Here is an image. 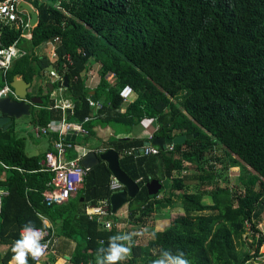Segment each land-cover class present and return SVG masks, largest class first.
Returning a JSON list of instances; mask_svg holds the SVG:
<instances>
[{
    "label": "trees",
    "instance_id": "trees-1",
    "mask_svg": "<svg viewBox=\"0 0 264 264\" xmlns=\"http://www.w3.org/2000/svg\"><path fill=\"white\" fill-rule=\"evenodd\" d=\"M23 1L38 12L39 24L28 30L25 44L23 25L5 27L0 44L16 42L25 53L11 64L7 80L21 75L33 88L28 97L43 99L31 105L34 125L48 126L65 116L90 134L95 124L110 125L117 134L127 133L142 118H153L158 123L153 137L193 135L174 144L171 156L136 155L146 141L140 138L113 136L104 146L118 153L122 171L140 186L137 197L128 201L125 221L149 224L148 218L170 206L179 190L184 212L148 243L132 236V255L120 264H152L165 250L183 252L190 264L257 261L264 235L250 233L248 245L245 233L247 223L250 230L260 231L264 214V0ZM57 37L56 62L36 53ZM95 64L99 83L91 94L86 74ZM48 68L61 76L53 86L64 87L72 101L65 111L51 98ZM127 85L133 94L121 111L119 92ZM89 99L102 101L101 108L95 111ZM87 116L94 119L84 121ZM8 132L9 139L0 137V162L6 168L0 186L8 191L0 212V247H5L0 264H10L21 228H44L45 217L57 225V235L76 242L70 264H95L104 255L97 250L107 247L109 237L129 234L116 228L120 221L111 209L110 230L86 214V207L101 201L110 205L113 175L106 163L87 170L74 198L47 206L44 193L53 173L45 171L41 156L25 154L23 138ZM218 151L226 160L218 158ZM216 161L243 169L239 182L244 192L220 186ZM154 179L169 184L168 195H149L146 185ZM191 181L198 187L187 191ZM206 194L211 204L202 202ZM27 264H35L31 255Z\"/></svg>",
    "mask_w": 264,
    "mask_h": 264
},
{
    "label": "built area",
    "instance_id": "built-area-1",
    "mask_svg": "<svg viewBox=\"0 0 264 264\" xmlns=\"http://www.w3.org/2000/svg\"><path fill=\"white\" fill-rule=\"evenodd\" d=\"M20 1L23 0H4L0 1V39H1V31L5 27H15L18 28L23 25L24 29L30 28L28 19L29 16L26 12H19L18 11V4ZM21 15H27V20ZM60 39L57 37L53 41H48L44 43V46L49 48V58L52 62H56L58 60V54L56 51V42ZM25 54L21 48L16 46V42L10 46H3L0 44V80L2 84L0 86V99L5 96L14 95L13 88L11 87L9 81L7 80V72L10 68L11 64L21 55ZM67 61L69 64L72 65L71 56L67 55ZM50 76L53 77L56 81L61 79L60 74L56 71V69H50ZM133 94V88L130 86H124L120 92V97L127 101L130 96ZM89 104L97 111L102 106V101L100 100H93L89 99ZM73 104L71 102H65L64 104H57L56 107H61L64 111L67 108H71ZM92 117L87 116L84 118V121L90 120ZM79 130L84 135H87L88 132L82 123L74 124L70 123L65 119L63 116L61 120V124L58 126L49 125V126H42L36 128V134H49L52 131H57L58 137L54 142L53 149L45 154L44 158V168L45 171L53 173L52 181L49 184V189L44 193V202L47 206L52 205H60L62 203L67 202L73 195H76L79 189H81L83 185L84 177L86 176L87 170L83 168L81 165V158H67V153L75 149V141L66 140V134L73 129ZM153 136H150L148 140H152ZM145 155H159L162 151L158 148L153 146H144ZM173 150V145H170L168 151ZM102 153V152H100ZM133 151H129L128 154H132ZM110 189L113 193L118 192L119 190L123 189L122 184L112 176V181L110 185ZM8 194V191L0 186V212L2 208V201L4 196ZM109 209L111 206L107 205L106 201H101L98 206H89L87 208V214L90 218L97 217L98 221L101 222L107 229H111L112 227V220L106 219L109 216ZM113 215V214H112ZM259 224V223H258ZM250 224L247 223V233H255L256 236H259L262 232L264 235V230L259 228L260 231H252L249 229ZM25 228V227H24ZM22 228L20 230L23 231ZM34 229L38 230L42 234V239L40 243L44 246L43 255L37 259L32 260L35 262H39L47 257V255L51 252L53 245L55 243V233L51 229L49 224L46 227H33ZM262 246V245H261ZM261 248V247H260ZM260 252V251H259ZM258 257L257 261H262L264 263V255ZM263 259V260H261ZM252 261V260H251ZM249 261L247 264H257V261Z\"/></svg>",
    "mask_w": 264,
    "mask_h": 264
},
{
    "label": "crops",
    "instance_id": "crops-1",
    "mask_svg": "<svg viewBox=\"0 0 264 264\" xmlns=\"http://www.w3.org/2000/svg\"><path fill=\"white\" fill-rule=\"evenodd\" d=\"M29 29L30 28H26V29H24V31H28ZM16 46H17V44H16ZM44 48H45V54L49 57V48L47 46L43 45L42 50H44ZM42 50H41V52H42ZM46 51H48V52H46ZM36 53H38V52H36ZM49 69H51V68L47 69L45 76L47 79L46 84H49V86H50L51 98L55 99L57 101L56 102L57 104H64L65 102H71L72 103L71 99L68 98L67 90L64 87H62V86L54 87L53 86L51 88V83L53 85V82L55 79L50 76V70ZM98 70H99V64H95V65L90 67L89 71L86 74V82L85 83H86L88 88L92 89L91 94L94 93V89L96 88L97 84L99 83ZM19 76H21V75H19ZM112 77H113V75L109 74L107 76V79L110 81L112 79ZM9 83H10V81H9ZM34 91H35V89H34ZM29 92H30V90H29ZM33 96H38V95L34 94ZM38 104H40V103H35V104H31V105L36 107V106H38ZM126 104H127V101H124L123 105L121 106V108L119 110L123 111ZM30 109H31V106H30ZM92 119H94V118H92ZM93 122H94V120H93ZM59 124H61V120L60 121L59 120H53V121H51V123L49 125L58 126ZM15 125H17V124L15 123L13 126L8 128L7 130H1L0 129L1 138L4 140L9 139V137H10V133L8 132L9 130H12L14 135L17 137V135L15 134V131H16ZM82 126H83V124H82ZM38 127H42V126L41 125H34L33 131L35 132L36 137H42V135L48 137V149H46V151L42 155H39L42 157L41 164L44 167L45 154L53 149V145H54L55 140L58 137V133H57V131H52L49 134L40 133L38 135V134H36V128H38ZM157 129H158V123H157L156 119H153V118H142V119H140L136 124H134L132 126V128H130V130L127 133L119 132V133L115 134L113 127H111L110 125L102 126V125L95 124V126L93 127L94 133L90 134L88 132L87 135L82 134L81 132H79V130L74 128L72 130V134L73 133L76 134V138H75L76 147H75V149H73L72 151H69L67 153V158H69V157H72V158L80 157L82 159V157L90 151H94L98 154L100 152H104L105 151L104 146H106L108 144V142L110 141V139L113 136H116L119 138H140V139L148 140L150 138V136L154 135V133ZM5 134L9 135V137L7 139L4 138ZM79 136H82L81 138H83V141L79 142V140H80ZM17 138H21V137H17ZM167 150L164 152H169V153L171 152L170 150L169 151H167ZM147 156H151V155H147ZM169 156H171V155H169ZM3 170H6V168L0 162V181L1 182H5V172ZM175 175L178 176L177 173ZM162 185H163V183H162ZM180 192H181L180 190H179V192L178 191L175 192V195L173 198L177 199L179 197ZM176 193H178V196L176 195ZM75 196L76 195H73L71 198H74ZM207 196H210V195H208V194L204 195L202 198V202H204L205 197H207ZM211 199H212V197H211ZM204 203L205 204H211L212 202L211 203L204 202ZM175 204L177 205L176 202H173L170 206L163 209L161 212L156 213L157 216L155 218V222L150 221L152 218H154L155 214L150 216V218H148L149 224H147L145 226H137L134 224L130 225L127 221H125V219L127 217V205H126L125 207L121 208L116 213L117 218L120 221V222L116 223V228L119 231H122L123 227H125V228H127L129 226L141 227L142 228L141 232H140V230L137 231L135 228V230L137 231L136 233H138V232L142 233L143 238L147 239V236L149 233H152L153 231H161V230L165 229V227L171 223V221L174 219V218L171 219L173 216V212H172L171 208H173L172 206H174ZM181 205H182V203H181ZM86 208H88V207H86ZM181 209H183V208H181ZM182 213H184V212H182ZM86 214H87V209H86ZM44 221L46 222V225L49 224L51 226V229L55 233V243L53 245L51 252L47 255V257L44 258L43 260L39 261V262L34 261L35 264H70L72 254L74 253V250H75L76 245H77L76 242H74L73 240H70V239L62 238V236L57 235V231H58L57 225L53 226L52 222L49 219H47L46 217L44 218ZM161 223L165 225L163 229L158 228L159 225H161ZM141 228H138V229H141ZM58 239H62L65 242V243H63L61 248H56V244L58 242ZM139 239L143 242L141 235L139 236ZM136 241H137V239H136ZM137 242L140 243L139 240ZM131 255H132V249H131Z\"/></svg>",
    "mask_w": 264,
    "mask_h": 264
},
{
    "label": "water",
    "instance_id": "water-1",
    "mask_svg": "<svg viewBox=\"0 0 264 264\" xmlns=\"http://www.w3.org/2000/svg\"><path fill=\"white\" fill-rule=\"evenodd\" d=\"M19 12H26L29 16L28 23L30 28H34L39 24V14L36 12L29 3L25 1H20L18 4ZM65 84H67L68 77L64 78ZM10 85L14 91V97L5 96L0 99V129L7 130L13 126L17 119L22 115L30 114V106L35 103H42L43 99L39 96H30L29 88L31 83L25 81L21 76L15 74L10 81ZM53 87L51 83V88ZM8 134L4 135L7 139ZM192 134H187L185 136H177L175 138L155 136L152 140H146L144 146H153L160 149L161 151H166L170 145L178 144L186 138H192ZM76 134H72L70 130L66 136V140L75 141ZM168 151V150H167ZM168 155L171 153L167 152ZM136 155H145L144 147L136 150ZM81 165L84 169L90 170L95 167L99 162L106 163L109 171L112 175L122 184L123 189L112 194L110 198L111 212L115 215L121 208L128 204L130 199H135L140 192V186L132 178H129L123 171L119 162V155L114 149H108L100 154L90 151L86 153L81 159ZM147 190L150 196H156L160 193L163 188L162 182L154 179L150 181L147 185Z\"/></svg>",
    "mask_w": 264,
    "mask_h": 264
},
{
    "label": "rangeland",
    "instance_id": "rangeland-1",
    "mask_svg": "<svg viewBox=\"0 0 264 264\" xmlns=\"http://www.w3.org/2000/svg\"><path fill=\"white\" fill-rule=\"evenodd\" d=\"M29 40V34L28 31H24L23 33V44H25V42H27ZM41 51V50H40ZM48 52V51H46ZM40 55L45 54V48L44 50H42V52H38ZM50 70V69H49ZM33 88H29L30 92L32 91ZM12 97H14V95H10ZM15 125V134L17 135V137H21L24 139V151L25 154L27 156H39L42 155L46 149H48V137L42 135V137H36L34 130V123L32 121V114H28V115H22L20 118L17 119ZM1 137V136H0ZM82 136H79V142L83 141V138H81ZM218 158L221 157L224 158V160H226V157H224V155H222L221 151H218L215 153ZM213 157V156H212ZM228 160V159H227ZM212 163V162H211ZM210 163V164H211ZM214 165L216 164L217 166V170H216V174H217V181L220 184L221 187L224 186H237V191L238 193H242L244 192V187L241 186L240 182H239V177L243 174V169L239 166H230L228 167V161L222 163V162H214ZM180 175V174H179ZM214 186V183H213ZM198 187L197 182L195 181H191L190 184L188 185L187 190L188 191H194L196 190ZM169 190L170 187L168 185L167 182L163 183V189L162 191V195H168L169 194ZM179 192V191H178ZM180 194V193H179ZM176 195L178 196V193H176ZM174 202L177 203V205L175 204L174 206H172L173 208H171L172 212H173V216L171 219L183 214V208L181 205V200L179 199V197L177 199H174ZM204 202H208L211 203L212 199H211V195L205 197ZM178 207V208H177ZM156 214L154 215V218H152L150 221L155 222V218H156ZM261 222L258 224L259 228H261L262 230H264V214L261 217ZM164 224L161 223V225H159V229H163L164 228ZM138 230H140V232L142 231L141 227H134V226H129L127 228L123 227L122 231L123 232H129V234L131 233H136ZM141 228V229H138ZM156 231H153L152 233H149L147 236V239L143 238L142 233H139L141 235V238L143 240L144 243H148L149 241H151L154 238V233ZM246 235V241L248 243V245L250 243H252V238L249 235ZM136 236V235H133ZM150 239V240H149ZM63 243H65L62 239H58V242L56 244V248H61V246L63 245ZM246 249V248H245ZM5 250V247H0V251L3 252ZM260 252L264 255V244H262L261 248H260ZM264 259V258H263ZM261 259V260H263Z\"/></svg>",
    "mask_w": 264,
    "mask_h": 264
},
{
    "label": "clouds",
    "instance_id": "clouds-1",
    "mask_svg": "<svg viewBox=\"0 0 264 264\" xmlns=\"http://www.w3.org/2000/svg\"><path fill=\"white\" fill-rule=\"evenodd\" d=\"M2 11V9H0ZM139 233L120 234L109 237L107 247H101L97 252H103V257H97L95 264H120L121 261L131 256L132 236ZM42 234L31 226H25L21 232V238L16 240L12 252L10 264H27V257L37 259L43 255L44 246L40 243ZM152 264H190L183 252L173 255L165 250L160 258L152 261Z\"/></svg>",
    "mask_w": 264,
    "mask_h": 264
}]
</instances>
